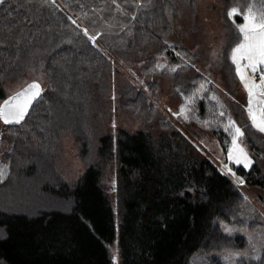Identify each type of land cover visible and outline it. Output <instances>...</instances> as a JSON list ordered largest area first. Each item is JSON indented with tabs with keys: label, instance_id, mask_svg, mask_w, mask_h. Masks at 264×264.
I'll return each instance as SVG.
<instances>
[{
	"label": "trees",
	"instance_id": "1",
	"mask_svg": "<svg viewBox=\"0 0 264 264\" xmlns=\"http://www.w3.org/2000/svg\"><path fill=\"white\" fill-rule=\"evenodd\" d=\"M217 1L227 31L219 81L200 66L209 58L172 39L178 21L196 26L198 0L0 3V93L41 67L47 83L20 123L2 121L0 170L9 174L0 179V264H264V133L237 99L230 60L243 18L228 12L249 0ZM128 61L167 78L164 94L182 111L156 105L160 83L145 92L125 76ZM117 106L142 126L112 131ZM190 124L225 154L241 128L253 160L234 166L243 183L193 140ZM72 135L83 163L75 181L61 149ZM114 152L117 211L104 183Z\"/></svg>",
	"mask_w": 264,
	"mask_h": 264
},
{
	"label": "rangeland",
	"instance_id": "2",
	"mask_svg": "<svg viewBox=\"0 0 264 264\" xmlns=\"http://www.w3.org/2000/svg\"><path fill=\"white\" fill-rule=\"evenodd\" d=\"M197 21L196 26L193 28L190 26V24H186V22L178 21L177 25L174 26V33L172 35V39L178 43L181 44L188 49H190L193 52L201 51V56L206 59H200L199 63L202 69H205L207 73L215 80L219 79L221 80V68L217 67L218 64V58L219 55L222 52L223 43L227 39V31L226 27L224 25V22L222 20L221 14H220V5L217 0H198V7H197ZM234 18V17H233ZM244 21H240L237 23V27L241 24H243ZM239 29V27H238ZM92 39V38H91ZM243 41V37L240 33V39L239 41L233 46L231 53H230V60L233 63L232 60V52L233 49L237 47L238 44H240ZM218 56V58H217ZM247 61L241 60L240 64L242 69L244 68V65H246ZM127 65V69L124 71L125 76H129L131 79L136 81L139 84L145 85L143 86V90L145 92H148L146 84L150 81H158L160 83V96L158 97V100H154L156 105H158L160 108H162L164 111L170 113L174 112H181V109H178L175 107L176 103L172 102L169 98L165 96V91L169 85V80L164 77L160 76H153L150 73H144L139 67L138 63H131V62H125ZM235 72L237 74V66L234 64ZM248 76H252L251 70L244 69ZM130 73V74H129ZM239 84L241 87V93L238 94L237 99L239 101L245 100V108L247 111V114L249 116V108L251 107L253 110H257L258 107H264V105H258V101L264 100V96L254 95L252 97V104H249V94L248 91L245 88L244 82L241 81L240 76L237 74ZM38 82L41 88L43 86H47L46 84V74L44 72V68L41 67L39 69V72L35 69H32L31 71L24 73L20 78L13 79L10 82H6L3 85V89L0 93V106L1 104L12 94L16 93L18 90L23 88L25 85H27L30 82ZM256 83L259 84V81L256 79ZM261 88H264V85L261 86ZM255 92H259L260 89H255ZM168 110V111H167ZM117 115L112 117V131L118 130L122 126V123L126 124L125 122H133L132 126L135 127L137 130L142 125L137 118L133 116L130 112L126 111L125 109L117 106ZM139 119V118H138ZM252 122V121H251ZM184 128L186 131L190 132V136L193 138V140L199 144V146L213 159L215 160L218 165H220L221 171L224 172L227 176H229L234 182L241 184L243 183L242 178L235 172L234 166H243V164H237L233 160L229 159V149L232 147V140L231 144L229 146V149L227 153L225 154L223 152L222 147L218 143V141L208 132L203 131L200 127L196 126L195 124L190 125H184ZM241 130V128L238 126ZM1 134L5 135L6 132V126L0 120V139ZM69 135V134H67ZM73 135L69 138L63 137L62 140V154H63V164L65 168L64 175L67 179L70 181L77 180L79 176L81 175L83 171V163L81 159V155L79 154L78 145L76 144L75 139L72 138ZM233 138V137H232ZM26 141V140H25ZM241 148L244 149L245 153H247L249 160L251 163L248 167L249 168L253 160L250 157V154L247 151L246 145L243 142L242 137L239 138L238 141ZM9 147V146H6ZM119 167V161L117 153L114 152L112 154V158L110 160V164L108 166V170L106 171L105 177H104V183L106 185V188L111 194L112 201L115 206V210H118V206L120 205V198L117 195V182H115L116 176L115 172ZM9 174L8 169L3 166L2 170H0V179L7 177ZM242 181V182H241ZM118 248L116 244H112L110 246V254L115 261L117 260L118 255Z\"/></svg>",
	"mask_w": 264,
	"mask_h": 264
},
{
	"label": "snow or ice",
	"instance_id": "3",
	"mask_svg": "<svg viewBox=\"0 0 264 264\" xmlns=\"http://www.w3.org/2000/svg\"><path fill=\"white\" fill-rule=\"evenodd\" d=\"M4 0H0L3 3ZM244 23L239 25V32L243 37V41L237 45L232 52L233 63L237 66V74L245 84V88L249 94V104H252L254 95L264 96V0H249L244 9L233 7L229 12L230 18L241 16ZM247 61L242 69L240 61ZM244 69L251 70L252 76H248ZM259 73V84L256 83V74ZM260 89L257 93L254 90ZM40 95V87L38 84L29 85L23 92L18 93L11 101H5L0 106V120L5 124L20 123L27 115L28 108L33 100ZM258 105H264V100L258 101ZM249 118L252 126L259 132L264 133V107H258L257 110L249 108ZM234 127V124H229ZM243 136V132L239 128H235L232 138V147L229 149V159L237 164H243L248 167L251 161L247 153L240 147L238 141ZM242 182V181H241Z\"/></svg>",
	"mask_w": 264,
	"mask_h": 264
},
{
	"label": "water",
	"instance_id": "4",
	"mask_svg": "<svg viewBox=\"0 0 264 264\" xmlns=\"http://www.w3.org/2000/svg\"><path fill=\"white\" fill-rule=\"evenodd\" d=\"M32 84H38L39 85V83L38 82H36V81H34V82H30V83H28L27 85H25L23 88H21L20 90H18L16 93H14V94H12L11 96H9L7 99H5V101H11L12 100V98L13 97H15L18 93H20V92H23L25 89H27L28 87H29V85H32ZM39 87H40V94H41V92L43 91V88H41V86L39 85ZM4 101V102H5ZM35 100H33V102H34ZM4 102L1 104V106L4 104ZM33 102H32V104H33ZM31 104V105H32ZM31 107V106H30ZM30 107L28 108V112H29V109H30ZM28 112H27V114H28ZM27 116V115H26ZM25 116V117H26ZM24 117V118H25ZM22 121V120H21ZM14 124H16V123H14Z\"/></svg>",
	"mask_w": 264,
	"mask_h": 264
},
{
	"label": "built area",
	"instance_id": "5",
	"mask_svg": "<svg viewBox=\"0 0 264 264\" xmlns=\"http://www.w3.org/2000/svg\"><path fill=\"white\" fill-rule=\"evenodd\" d=\"M259 73L256 74V79L259 81Z\"/></svg>",
	"mask_w": 264,
	"mask_h": 264
}]
</instances>
